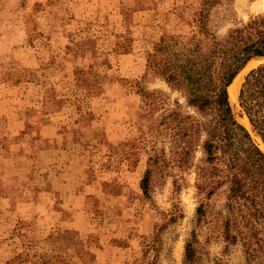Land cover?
<instances>
[{
    "label": "rangeland",
    "instance_id": "rangeland-1",
    "mask_svg": "<svg viewBox=\"0 0 264 264\" xmlns=\"http://www.w3.org/2000/svg\"><path fill=\"white\" fill-rule=\"evenodd\" d=\"M200 1L0 0V171L19 163L22 153L15 157L11 151L15 141L25 157H35L33 180L26 165L21 175H11L10 185L41 195L37 200L43 220L33 229L25 228L33 223V214H24L17 190L6 191L13 207L1 203L0 248L22 229L24 238L8 242L6 249L15 255L20 248L21 256L33 264H146L152 256L156 264H182L185 240L194 231V264H246L239 238L231 243L224 237L223 188L207 200L208 211L196 223L199 196L193 169H171L169 174L182 176L178 192L173 175L164 180L159 172L152 174L150 198L139 185L146 169L143 136L148 116L140 92L146 86L141 78L146 53L163 31L184 34L194 29ZM222 1L231 9L211 13V25L220 35L264 13V0ZM253 60L256 64L242 74L241 82L264 62ZM147 85L170 92L160 78ZM231 107L236 119L246 124L238 99ZM11 119H21L19 133ZM42 123L56 130L50 154L63 161L38 156L46 146L37 136ZM248 129L261 148L260 137L251 126ZM200 155L197 151L195 161ZM78 175L84 182L79 193L84 196L82 208L73 207L80 201L68 196L76 192L72 183ZM57 182L63 195L55 189L42 192ZM176 208L181 217L170 221ZM153 236L158 240L146 252ZM18 259L15 255L8 264Z\"/></svg>",
    "mask_w": 264,
    "mask_h": 264
},
{
    "label": "trees",
    "instance_id": "trees-1",
    "mask_svg": "<svg viewBox=\"0 0 264 264\" xmlns=\"http://www.w3.org/2000/svg\"><path fill=\"white\" fill-rule=\"evenodd\" d=\"M221 7L231 9L229 2L201 0L192 19L194 29L184 34L163 31L146 53L141 76L146 86L140 89L148 116L143 136L146 169L139 185L150 198L153 172L165 180L173 175L171 169H193L199 196L195 222L206 215L207 200L223 188L225 239L235 243L239 238L246 264H264V151L236 119L229 95L230 84L247 64L264 58V13L220 35L211 25V13ZM155 78L170 92L150 89L147 84ZM237 99L241 114L264 144V63L244 75ZM197 151L201 155L195 161ZM181 180V174L173 175L174 191L181 189ZM180 217L176 208L169 220ZM156 239L149 237L146 252L154 249ZM196 242L192 231L185 240L182 264H194ZM146 264H156L155 256Z\"/></svg>",
    "mask_w": 264,
    "mask_h": 264
},
{
    "label": "crops",
    "instance_id": "crops-1",
    "mask_svg": "<svg viewBox=\"0 0 264 264\" xmlns=\"http://www.w3.org/2000/svg\"><path fill=\"white\" fill-rule=\"evenodd\" d=\"M60 112H62V110L50 113L49 116H53V115L59 114ZM11 120H12L13 125L15 127L16 133H19L20 127L17 124H20L21 119H11ZM15 131H14V133H15ZM55 132H56V130L52 129V126L47 124V123H42L39 126L38 132H37V136L39 137L40 140H43V142H46L45 148L39 149V151L37 152L39 157L40 156H43V157H50V156L51 157H55V156H52L50 154V151L52 150L53 146L56 145L55 144L56 140H54V135H55L54 133ZM25 135H27V133ZM66 143H67V140H66ZM21 148L22 147H21L20 143L16 144V141L12 144V150L11 151H12V155L13 156H15V157L18 156V152L22 153V155L19 156L20 157L19 163H17V161H15L16 162L15 163L16 166H15V164H13V166H15V167H12L13 169H11V167L10 168L3 167V170L0 171V192L1 191L4 192L2 197H0V208H1V203L2 202H5V206L6 207H10V208L13 207L12 199L10 197H8L5 194V192L8 191V190H14V189L17 190V192H15V194L17 195L19 201H21V203H18V205L23 208L24 214H26V215L33 214L32 215L33 223L30 224V225H27L25 227L28 230H30V229H33L34 227H36L37 224H39L40 222L43 221V220L40 219V214L41 213H39L41 204H39L38 203L39 201L37 200V198L39 199L41 195L37 194V192H35L31 188H20V189H18L19 186L16 187L14 184L10 185V182L12 181V179H11L12 176L11 175L16 173V172L19 175H21L19 170L22 167H24V166L26 167V165L29 166V169H30V172H31L30 175H29V179L33 180V178H34V174H35L34 163H35L36 159H35V157H32V158L28 157V156L25 157L24 150H22ZM9 156H10V154L7 155V158ZM56 159H57V161H63V158H60V159L56 158ZM10 160L13 161L12 159H10ZM42 163H45L44 159L42 160ZM7 172H9V173H7ZM79 176L80 175H78L76 177V179L73 178L74 182L72 183V187H73V189L76 190V192L68 194V196L74 197L75 200L80 201V204L78 206H73L75 208H82L83 204H84V196H81V194H79L81 192V189H84L82 187L84 182L83 181H79V179H77V178H81L82 177V176H80V177ZM19 178H21V177L19 176ZM2 185H3V188H1ZM5 185H8V186L5 187ZM52 189H55L57 191V194H59V195H63L64 194L62 192V183H58V182L54 183V187L50 188L49 190L48 189L47 190L43 189L42 192L46 195V193L52 191ZM85 193H87V192H84V194ZM36 214H37V216H36ZM18 216H19V214H18ZM52 224L53 223L51 222V225ZM46 228H47V232L44 231L45 232V234L43 235L44 237L47 235L49 227L47 226ZM16 231H17L16 234H12L11 236H9L7 238L6 245H5L6 247L8 246L7 245L8 242H12L14 240H17V242L18 241L20 242L21 239L24 238V236L22 234V232H23L22 229H20V231L19 230H16ZM6 247L0 248V259L3 261V263H2V261H0V264L1 263L2 264H8L10 260L15 258V255L19 258L17 264H33V263L27 261V259H24L21 256L20 248H17L16 249V251H17L16 254L12 255L13 250H11L9 252V250H7ZM8 253H9V255H8ZM22 255H24V254H22Z\"/></svg>",
    "mask_w": 264,
    "mask_h": 264
},
{
    "label": "bare ground",
    "instance_id": "bare-ground-1",
    "mask_svg": "<svg viewBox=\"0 0 264 264\" xmlns=\"http://www.w3.org/2000/svg\"><path fill=\"white\" fill-rule=\"evenodd\" d=\"M264 59V58H262ZM256 63L254 62V60L252 59L247 66L238 74V76L234 79V81L230 84L229 86V95H230V102L232 104V106H235L237 104V96H238V91L241 85V76L242 74L249 68L254 66ZM245 116V115H244ZM245 124V123H244ZM246 126H248V128L251 126L248 119L247 122L245 124ZM247 128V129H248ZM249 130V129H248ZM250 131V130H249ZM251 133V131H250ZM252 135V133H251ZM254 138V137H253ZM258 144V142H257ZM262 144V143H261ZM259 145V144H258ZM260 147V146H259ZM261 148L264 150V144H262Z\"/></svg>",
    "mask_w": 264,
    "mask_h": 264
},
{
    "label": "water",
    "instance_id": "water-1",
    "mask_svg": "<svg viewBox=\"0 0 264 264\" xmlns=\"http://www.w3.org/2000/svg\"><path fill=\"white\" fill-rule=\"evenodd\" d=\"M262 63H264V62H261L260 64H262ZM256 67V66H255Z\"/></svg>",
    "mask_w": 264,
    "mask_h": 264
}]
</instances>
